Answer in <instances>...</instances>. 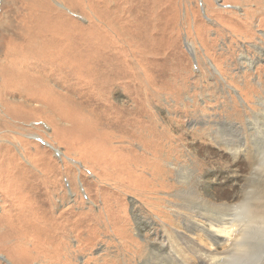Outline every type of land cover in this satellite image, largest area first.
<instances>
[{"label": "rangeland", "instance_id": "rangeland-1", "mask_svg": "<svg viewBox=\"0 0 264 264\" xmlns=\"http://www.w3.org/2000/svg\"><path fill=\"white\" fill-rule=\"evenodd\" d=\"M255 168L264 0H0V264H220Z\"/></svg>", "mask_w": 264, "mask_h": 264}, {"label": "bare ground", "instance_id": "bare-ground-1", "mask_svg": "<svg viewBox=\"0 0 264 264\" xmlns=\"http://www.w3.org/2000/svg\"><path fill=\"white\" fill-rule=\"evenodd\" d=\"M257 170L258 168L251 170L250 176L241 188V191L228 202L220 204L206 202L196 194L190 185H187L189 189L184 190V195L187 194L197 200H201L211 208L228 211L230 213L228 216L233 217L229 220L222 219L215 222L207 218L209 224L206 225L205 223L197 224L193 221V226L201 228V230L208 234L210 240L228 243L232 254L230 258L227 257L224 261L221 260L223 263L220 261V264H264V179L258 174ZM200 217L203 218L205 216L200 215ZM183 238L187 242H191L187 237ZM251 239L255 240V242L251 243ZM166 240L167 237H165L164 241ZM167 241L168 247H170V243L173 242L169 241V239ZM189 243L188 247L192 248L189 246ZM196 252L203 251L199 249Z\"/></svg>", "mask_w": 264, "mask_h": 264}]
</instances>
